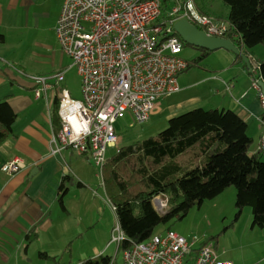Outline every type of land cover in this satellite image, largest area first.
I'll list each match as a JSON object with an SVG mask.
<instances>
[{"label":"crops","instance_id":"1","mask_svg":"<svg viewBox=\"0 0 264 264\" xmlns=\"http://www.w3.org/2000/svg\"><path fill=\"white\" fill-rule=\"evenodd\" d=\"M64 2L0 0V34L5 36V43L0 44V102L8 101L18 115L13 134L0 144V264H32L42 252L61 253L62 247L67 249L85 238L93 257L105 256L114 245L107 219L110 211L105 207V203L109 205L106 188L102 194L88 180L91 156L75 154L71 148L52 154L56 105L51 109L46 102L35 101L43 97L36 98L31 77L61 71L66 76L67 56L56 33ZM196 4L202 8L198 0ZM221 50L219 72L208 77L218 84L216 95L221 96L212 109L232 110L247 123L253 139L250 152L256 154L264 139V124L251 77L259 73L264 55L257 57L259 50L242 48L249 68L233 52ZM48 95L53 98L54 91ZM201 100L177 102L167 118L191 111L196 108L192 104ZM16 158L23 160L26 168L9 176L1 167ZM65 177L69 179L63 185Z\"/></svg>","mask_w":264,"mask_h":264},{"label":"built area","instance_id":"2","mask_svg":"<svg viewBox=\"0 0 264 264\" xmlns=\"http://www.w3.org/2000/svg\"><path fill=\"white\" fill-rule=\"evenodd\" d=\"M163 7L164 0H65L56 33L62 52L78 67L82 98H73L66 88H60L65 72L31 77L36 98H45L49 107L50 101L56 102L61 126L53 132L52 154L71 148L90 155L103 174L108 149L118 148L114 127L118 119L129 113L135 122H147L159 99L180 90L178 77L189 69V62L181 56L184 46L175 24L187 20L214 38H226L229 32L227 21L203 14L196 0H173L165 19H161ZM261 82L259 73L251 77L264 113ZM227 89L231 87L227 85ZM50 90L54 91L52 100ZM259 150L264 151V139ZM25 168L24 161L16 158L1 170L12 176ZM107 203L115 212L108 197ZM153 206L164 215L168 199L157 196ZM125 239L118 224L111 241L119 249ZM195 245V241L167 230L124 250V263L231 264L221 261L211 244L194 256Z\"/></svg>","mask_w":264,"mask_h":264},{"label":"trees","instance_id":"3","mask_svg":"<svg viewBox=\"0 0 264 264\" xmlns=\"http://www.w3.org/2000/svg\"><path fill=\"white\" fill-rule=\"evenodd\" d=\"M171 2L164 0L161 19L168 16ZM222 2L230 9V29L225 37L240 49L264 45V0ZM182 42L184 47L188 45ZM3 43L5 36L0 34V44ZM196 49L205 56L210 53ZM259 76L264 80V63L259 65ZM260 117L264 120V113ZM17 118L8 101L0 102V144L13 134ZM60 126L54 109V131L58 132ZM252 145L248 125L237 113L197 108L171 118L157 137L124 146L108 158L103 167L106 196L116 209L118 224L126 237L119 251L165 233L167 230L158 233L159 226L183 219L194 207L229 187L237 189V218L245 207H250L252 228L264 229V160L262 151L250 152ZM68 179H63V185ZM157 196L168 199L169 208L164 215L153 206ZM206 245L196 248L194 256ZM80 264L114 263L111 256L100 255Z\"/></svg>","mask_w":264,"mask_h":264},{"label":"rangeland","instance_id":"4","mask_svg":"<svg viewBox=\"0 0 264 264\" xmlns=\"http://www.w3.org/2000/svg\"><path fill=\"white\" fill-rule=\"evenodd\" d=\"M198 2L208 15L215 19L227 21L230 9L222 0H198ZM253 49L259 50L256 53L257 57L264 55V45H258ZM219 52L223 51H213L205 56L203 52L186 45L181 56L191 62L192 67L178 77L180 90L159 99L147 122L137 123L129 113H125L119 118L114 125L119 137L118 148H109L108 158L115 156L124 146L157 137L160 132L168 127L169 119L167 116L179 101H186L191 98L200 100L201 98V103L194 102L192 104L196 107L193 109H212L221 96L216 95L218 84L208 81V77L217 75L219 72L218 67L222 64L218 57ZM64 70H66L65 81L60 88H66L73 98L81 99V77L78 73V67L74 65L73 60L69 57L64 58ZM49 98L51 100L52 96L50 95ZM208 99L211 102L209 105L205 104V100ZM44 100L45 98L35 101L44 104L46 102ZM50 106L52 109V101H50ZM46 113L48 114L47 108ZM74 153L80 154L75 150ZM261 157L264 160V153H261ZM89 160H92L91 157H89ZM86 170L88 180L95 188L94 190L104 194L102 187L104 177L99 168L92 161ZM236 200L237 189L229 187L217 197L205 200L200 207H194L183 219L172 220L167 224H163L159 226L157 231L160 233L168 229L173 230L187 239L195 241L196 248L202 246L203 243L211 244L221 255L224 262L231 264H264V229L252 228L253 214L250 207H245L237 218ZM105 207L110 211L109 217L106 216L110 220V233L112 234L113 229L118 225V220L112 206L105 203ZM73 243L67 249L62 247L61 253H40L38 259H36L37 261L32 264H80L82 261L94 258V252L92 247L88 245L87 238L84 241ZM113 244L109 252L105 253V256H111L114 264H125L123 251L117 249L116 243Z\"/></svg>","mask_w":264,"mask_h":264},{"label":"water","instance_id":"5","mask_svg":"<svg viewBox=\"0 0 264 264\" xmlns=\"http://www.w3.org/2000/svg\"><path fill=\"white\" fill-rule=\"evenodd\" d=\"M176 33L181 39L188 45L198 49L208 50L210 52L217 50H227L233 52L244 60L247 66L250 68L249 58L244 52L241 51L236 44L227 38H214L208 36L204 31L197 29L191 25L187 20H181L174 26ZM261 87L264 91V83L261 82Z\"/></svg>","mask_w":264,"mask_h":264}]
</instances>
